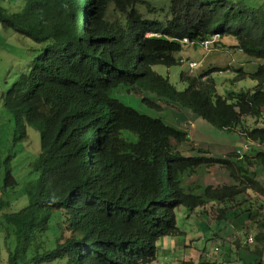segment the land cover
Segmentation results:
<instances>
[{"label":"clouds","instance_id":"obj_1","mask_svg":"<svg viewBox=\"0 0 264 264\" xmlns=\"http://www.w3.org/2000/svg\"><path fill=\"white\" fill-rule=\"evenodd\" d=\"M39 1H14V5L19 9L17 12L0 6V56L4 59V68L8 67L0 87V112L5 109L9 112L0 121V125L3 129L11 131L16 141L23 143V146L14 152L10 149L9 139L0 135V170L5 173L4 182L0 185V264H245L237 256V248H257L260 245L264 251V240L258 239L264 238V232L260 231L264 229V220L254 217L251 211H245L241 206L245 193L252 190L247 189L241 197L238 195L239 197L232 200L207 199L203 205L189 208L183 204L184 197L180 189L182 186L178 178L174 177L177 166L175 158L171 154H165L155 142L142 133H133L128 128L121 129L118 137L126 141L133 137V146L147 147L152 158L161 167L162 179L166 184L163 201L146 194L151 208L158 215L155 221L149 222L148 228L111 226L104 218L118 215L119 208L102 196L90 193L83 183L66 178L62 180V190L56 198L52 201H39L44 169L39 167L37 174H34L33 160L36 154L41 152V144L39 147L33 144L36 134H39V138L48 135L63 146L74 144L83 151L84 166H91L98 158L111 160L120 149L119 138L97 122L99 109L110 103L103 96V91L107 89L105 82L100 77L86 75L79 63L80 58L68 54L63 41L40 34L36 22L44 18L41 7L33 8L36 17L26 9L29 3ZM96 7L76 15L71 25L78 30L81 39L89 43V47L101 49L103 54L106 53L102 46L110 44L111 62L100 68L101 76L116 80L124 74L132 81L146 76L149 65L138 38L129 30V17L125 14L124 26L117 28L129 34V53L123 57L117 51L122 49L116 34L109 30L107 21L99 16L104 6L100 5L98 12ZM108 18L109 13L107 20ZM110 18L116 19L113 16ZM154 36L156 35L146 34L147 38ZM226 38L230 37L223 38L216 34L201 41L184 39L182 45L183 49L185 46H198L207 52ZM225 46L236 47L243 53L237 48L235 39ZM244 56L246 57L245 54ZM246 58L243 59V64L251 59L248 56ZM179 62L180 65H188L189 71L182 73L189 76H195L193 71L201 65L199 61L184 60L180 57ZM204 73L206 72L199 75ZM211 73L203 79L213 78ZM242 76L243 74L240 79ZM247 77L251 78L250 74L245 78ZM166 79L170 82L169 78ZM143 93L139 95L131 87L122 85L111 98L140 113L142 112L139 109H142L148 113L142 114L160 119L167 127L183 133L186 140L179 142L170 139L169 142L183 157L231 159V155L242 165L238 158L250 157L256 150L251 145L264 146L252 140L243 130V127L250 131L264 129L244 126L243 120L253 118L250 116L242 117L241 125L235 129L242 132V137L246 139L245 146L236 149L235 153L222 144L208 146L207 149L196 145L190 129L187 126L182 128L187 123L184 115L187 107L166 98L160 97L156 100L158 96L150 92ZM145 94L151 96L152 103L147 105L142 102ZM135 97L144 108L138 101L135 102ZM131 104L135 107H131ZM262 119L264 120V117ZM241 126L242 129H239ZM235 130L219 131L235 134ZM201 137L199 134L198 138ZM186 143H193V149L185 147ZM214 147H219V150ZM260 152L264 150L257 153ZM221 153L224 156H221ZM16 164L22 167L21 170H14ZM200 168H212V175L218 170L228 182L216 180L215 184L198 189L192 186V180L182 174L183 186H187L185 189L190 194L205 197L207 187L235 184L230 175L228 180V176L218 165H203L192 171L185 170L184 173L199 180L195 172H200ZM119 170L125 177H130L127 169ZM251 178L255 179L254 176ZM35 179V191L29 192L30 183ZM257 181L264 188L262 181ZM257 193L261 197L264 196V192ZM260 200L258 204L263 203L262 199ZM229 204L232 209H226ZM196 211H202L204 218L193 219ZM240 218H245L246 222L254 224L257 229L237 224L236 221ZM173 224L175 226L172 235H168ZM198 230L207 238L204 249L194 250L199 259V262H195L187 257L193 251V243L189 244L188 240L193 242ZM224 231L231 235L226 237ZM171 241L175 243L173 248L164 249L163 247L167 246L165 243ZM179 243L181 250L176 249Z\"/></svg>","mask_w":264,"mask_h":264},{"label":"trees","instance_id":"obj_2","mask_svg":"<svg viewBox=\"0 0 264 264\" xmlns=\"http://www.w3.org/2000/svg\"><path fill=\"white\" fill-rule=\"evenodd\" d=\"M229 4L212 5L198 4L197 0H172L167 10H158L146 0H40L29 3L26 8L36 17L33 8L41 7L44 18L36 22L40 34L63 41L67 53L80 58L79 63L86 75L100 77L105 82L107 89L103 91V96L110 103L99 109L97 122L117 137L121 129L125 128L136 134L142 133L155 142L165 154L168 156L171 154L175 158L177 166L174 177L178 178L182 186L180 189L183 192V204L189 208L201 206L207 199L232 200L239 197L238 195L241 197L247 189L262 193L264 188L259 181L251 178L249 172L247 173L231 155L229 156L231 159L181 156L169 142L170 139L179 142L186 140L183 133L167 127L160 119H153L134 108L124 106L111 96L122 85L131 87L139 95L150 92L158 96L156 100L161 97L191 107L194 112L221 131L233 132L241 125L244 116L262 119L264 62L255 73L250 74L251 79L258 84L256 88L249 92H232L227 96L217 92L213 78L203 79L210 75V71L198 76L182 73L181 79L188 85L184 91H178L168 79L154 71V67L159 65L168 68L180 65L178 55L183 50L184 39L201 41L216 34L223 38L235 39L238 43L237 48L246 56L260 62L264 61V7H254L255 3L242 0ZM100 5H103L104 9L100 11L99 16L107 21L106 23L110 25L109 30L116 34L119 47L123 50L117 51L123 57L129 53L127 47L129 34L117 28L124 26L123 20L126 15L129 17V23L127 22L129 30L138 38L149 65L146 76L137 81L127 79L124 74L116 80L101 76L100 68L111 62L110 44L102 46L106 53L103 54L101 49L89 47V43L84 42L78 30L71 25L76 15L95 6L98 12ZM141 9H146L147 13L152 14L166 13L167 20L151 19ZM112 16L116 19H111ZM146 34L156 36L147 38ZM240 73L243 74L242 78L248 74L243 70ZM141 100L147 105L153 102L151 96L146 94ZM243 130L252 140L264 144V129L250 131L243 127ZM118 138L120 149L111 160L98 158L91 166H84V154L80 148L74 144L63 146L48 135L39 138V134H36L33 137V140L37 141L34 146L39 147L41 144V152H38L33 160L34 174H37L39 167L44 169L39 201H52L56 198L62 190V180L66 178L83 183L90 193L102 196L107 202L119 208L118 215L104 218L111 226L148 228L149 222L155 221L158 215L151 208L147 195L163 201L166 194L161 167L152 158L147 147L133 146V137L128 141ZM215 149L219 150V147ZM255 158V163H252L250 158L246 157L249 163L264 168V152L257 153ZM203 165L208 167L218 165L226 169L235 185L207 187L205 197L188 193L185 189L187 186H183L182 174L185 170L192 171ZM234 168L239 173H236ZM119 169H127L131 178L125 177ZM35 184L36 179L30 183L29 192L35 191ZM174 226L175 224L170 228L168 235H172ZM258 239L264 240L263 237Z\"/></svg>","mask_w":264,"mask_h":264},{"label":"rangeland","instance_id":"obj_3","mask_svg":"<svg viewBox=\"0 0 264 264\" xmlns=\"http://www.w3.org/2000/svg\"><path fill=\"white\" fill-rule=\"evenodd\" d=\"M14 1H22V0H0V6L4 7L12 12H17L19 9L14 5ZM148 1L152 7H155L158 10L168 8H163L165 6L170 5L172 0H146ZM230 1L239 2L241 0H197L198 4H207L212 3H225L227 4ZM245 2H251L255 3L253 6H258L259 8L264 7V0H242ZM141 11L145 12V15L151 19H159L162 21L167 20L166 13L160 12L159 14H152L147 13L146 9H141ZM4 36V35H3ZM233 39L226 38L225 41L223 39L215 44L213 49H210L209 51H204L203 49L199 48L198 46H185L184 49L179 54L180 59L183 58L184 60H191V61H199L201 63L200 68L193 71V75H199L200 73L212 71L211 75L216 83L217 92L220 95L226 96L227 94L231 92H249L253 90L256 87V82L253 81L251 78L247 77L245 79H240V76L242 75L240 73V70L242 69L248 74H252L256 72L260 65L263 64L264 61L260 62L258 60H251L249 59L248 62L243 64V59L246 57L243 53L239 52L236 47H228L225 45L231 44ZM246 60H248L246 58ZM243 67V68H242ZM8 67L4 68V59L0 56V87L3 85V76L7 72ZM155 71L162 76L169 78L170 82L178 89V91H184L187 88V84L183 83L181 80V74L182 72H188L189 67L188 65H176L171 68H167L165 66H156ZM191 74V73H190ZM139 100L135 97V102ZM140 106L144 108V106L139 102ZM131 107H135L134 104L130 105ZM142 113H145L142 109H139ZM150 111V109H148ZM8 111L5 109L0 112V121L5 118V116L8 115ZM148 114V113H145ZM151 115V114H149ZM184 115L187 118V123L184 127H188L190 129V133L192 135V138L195 137L196 145L203 146L207 149L208 146H214L216 144H222L227 146L231 150H236L243 148L245 146L244 137H242V132L239 130H235V134H229L227 132H221L218 129H216L214 126H212L209 122H207L204 118H202L200 115H198L191 107H187L184 111ZM153 116V115H151ZM243 125L246 127H259L264 128V120H256L253 118H245L243 120ZM242 129V126L239 128ZM199 134L202 135L201 138L199 137ZM0 135L4 138L9 139L10 143V149H12L14 152H16L19 148L23 146V143L21 141H16L14 139L13 133L11 131L5 130L0 125ZM206 138V139H205ZM36 140L33 141V144H36ZM254 150L253 154H251L250 161L252 163H255V156L257 155L258 151L264 150L263 145H251ZM185 147L188 149H193L194 144L193 143H186ZM216 148V147H214ZM235 153V152H234ZM256 153V154H255ZM236 156L235 154H233ZM221 156H224L223 153H221ZM224 158V157H221ZM239 162L242 163L244 167V170L249 172L251 177L254 176V178L260 179L262 183L264 184V169L262 167H257L255 164L249 163V161L246 159V157H239ZM21 166L16 164L14 165V170H21ZM221 168V167H220ZM202 169L200 172H195L198 174L199 180H195L192 175L185 174L184 177L189 178V180L193 181L192 186L198 187V189L205 188L208 185L215 184V181L218 182H226L227 180H223L224 175L217 171H213L214 175H212L211 169L212 168H200ZM222 171L224 170V174L228 176V180H230L229 173L226 169L221 168ZM235 169L236 173H239V171ZM258 171V172H254ZM242 175V173H240ZM5 179V173L4 171L0 170V185L4 182ZM228 182V181H227ZM232 182H235L232 180ZM202 185V186H201ZM232 185H235L232 183ZM262 199L263 206L255 207L258 205V201L260 202ZM240 203V202H238ZM226 209H232V206ZM243 207V210L245 211H251L252 215L254 217H258L262 220H264V196L261 197L260 194L257 192H246L244 195L243 203L241 205ZM203 213L202 211L200 212ZM195 237H193V242H190L191 240H188V243H193V251L187 255V257L193 259L195 262L196 260L199 262V259L197 258V253L194 251L205 248L206 242L205 239L207 238L201 233V230L196 231ZM224 235L230 236L231 234L226 233L224 231ZM203 243V244H202ZM164 249H169V246H164Z\"/></svg>","mask_w":264,"mask_h":264},{"label":"crops","instance_id":"obj_4","mask_svg":"<svg viewBox=\"0 0 264 264\" xmlns=\"http://www.w3.org/2000/svg\"><path fill=\"white\" fill-rule=\"evenodd\" d=\"M225 180H227V179H225ZM262 205H263V203H259L257 205V207H261ZM257 207H255V209ZM183 212H185V210H183ZM200 212L201 211H196V213L193 214V219H197V220L203 219L205 215L201 214ZM236 223L237 224H245L249 228H256L257 229V226H255L254 224L246 222L245 218L238 219L236 221ZM260 226H261V222L258 223V227H260ZM260 231L264 232V229H262ZM252 235H254V234H252ZM174 244L175 243L173 241L165 243V245H169L170 249L173 248ZM260 244H263V243H260ZM180 247H181V243H179L176 246V249L181 250ZM236 254L239 257V259L241 261H243L245 264H264V251L262 250V246H260V245L257 248H252V247H250L249 249L237 248ZM238 264H242V263L240 262Z\"/></svg>","mask_w":264,"mask_h":264},{"label":"built area","instance_id":"obj_5","mask_svg":"<svg viewBox=\"0 0 264 264\" xmlns=\"http://www.w3.org/2000/svg\"><path fill=\"white\" fill-rule=\"evenodd\" d=\"M206 43L208 44V42H206ZM207 44H206V45H207Z\"/></svg>","mask_w":264,"mask_h":264}]
</instances>
